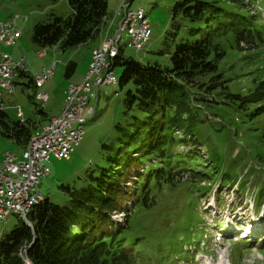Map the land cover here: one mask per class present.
I'll list each match as a JSON object with an SVG mask.
<instances>
[{"label":"rangeland","instance_id":"1","mask_svg":"<svg viewBox=\"0 0 264 264\" xmlns=\"http://www.w3.org/2000/svg\"><path fill=\"white\" fill-rule=\"evenodd\" d=\"M176 1L109 0L107 11L110 15H105L102 29H105L108 20L111 22L114 12L122 3L130 2L132 10L143 8L149 19V38L142 50L136 52L126 46L127 35L124 32L120 42L121 52L141 63L170 67V54L175 45L188 38V28L195 26L194 22L181 16L172 21L171 13ZM235 8L256 19L253 23L262 30L258 34L262 41L258 39L259 45L252 43L249 46L242 42L235 46L230 34L217 37L216 45L214 44L216 51L220 52L217 67L227 82L229 91L250 99L248 94L264 80V0H244L243 8ZM69 13L70 8L65 0H0V20L14 18L19 32L13 45L0 41V52H7L15 59L23 58L27 70L25 75L17 74L12 79L15 86L12 92L0 88L2 108L10 122L17 121V114L20 113V117L27 123L28 120H33L40 127L48 117L57 116L61 112L66 87L82 81L95 41L90 40L64 51L57 46L39 47L32 41L36 23L46 21L52 14L66 17ZM98 36L99 33L97 39ZM69 61L75 64L72 71L67 68ZM53 63V76L43 86L36 88L29 79L38 75L43 68H50ZM123 69L122 65H115L113 71L117 81L100 87L96 102L95 96L91 99L89 105L94 108V113L83 123V136L70 157L58 159L50 156L47 162L50 172L39 182L40 193L49 201L64 205L68 196L62 186L80 185L88 174L97 173V166L106 159V152L101 145L110 143L116 135L115 124L124 121L125 117L123 98L128 86L121 88L119 85ZM36 90L48 97L42 111L34 97ZM193 90L191 93L197 94ZM223 95H213L216 101L212 106L197 101L189 108L190 115L180 119V122L189 121V125L196 120H203L197 132L198 137L205 143V147L214 150L213 158L218 162L219 171L223 175L220 179L210 178V182L203 177H191L187 174L189 170L203 172L212 168L208 159H193L190 161L191 169L181 173L183 177L177 179L174 185L161 183L163 187L156 194L152 193L156 203L154 209L139 214L143 219L140 225L143 228L148 226V230L157 237L143 243L153 247L155 253L147 255L146 260H138L137 264H166V259L161 256L167 255V251H170V264H264V115L252 119L251 112L256 105L247 102L239 106L240 104L227 102L231 103L229 105L224 102ZM174 133L182 136V130H175ZM257 140L258 149L255 146ZM137 145V142H132L124 145L123 149L130 151ZM186 147L182 143L179 149ZM22 150L21 144L0 132V166L4 153L19 157ZM257 154L261 156L258 157ZM188 161L187 159L185 162ZM224 180L228 181L227 185H222ZM241 186L244 188L240 189ZM261 190L263 194L258 196ZM124 202L128 203V207ZM121 203L126 210L134 207L128 199L122 198ZM192 207L197 211L196 217ZM123 214L112 215L115 221L121 223V227L125 226ZM233 221L239 223L241 234L245 230L253 233L247 237L251 240L245 238L243 241H233L223 236L217 242L215 231L222 234L235 231L230 225ZM16 222L14 214L8 215L4 220L0 219V236L8 232ZM187 223L201 229L191 236L194 240L190 245H183L180 251H175L164 244H176L178 239H182ZM234 233L237 235L238 231ZM180 252L186 257L179 255Z\"/></svg>","mask_w":264,"mask_h":264},{"label":"trees","instance_id":"2","mask_svg":"<svg viewBox=\"0 0 264 264\" xmlns=\"http://www.w3.org/2000/svg\"><path fill=\"white\" fill-rule=\"evenodd\" d=\"M65 1L70 8L66 17L52 14L46 21L34 25L32 41L39 47L57 46L64 51L96 40L103 18L108 14L109 0ZM225 1L175 2L172 21L181 16L195 26L188 28V38L175 45L170 54V67L141 63L122 52L117 54L114 66L124 67L119 85L128 86L123 98L125 117L115 124L116 135L110 143L101 145L106 159L97 166L98 172L88 174L80 185L62 186L68 196L64 205L44 197L32 207L28 223L17 219L13 227L0 236V264H137L138 260H146L147 255L155 253L153 247L143 243L157 237L148 226L140 225L143 219L139 214L154 209L152 193L156 194L163 187L161 183L174 185L183 177L181 173L191 169L193 159H208L212 168L203 172L189 170L187 174L191 177H203L208 182L210 178H221L223 173L213 158L214 150L205 147L197 134L203 120L189 125V121L180 122V119L190 115L189 108L197 101L212 106L216 101L213 95L222 94L225 103L256 105L251 112L252 119L264 115V80L247 99L243 94L229 91L218 70L217 37L230 34L235 46L242 42L259 45L262 41L258 35L262 30L253 23L256 19L235 8H243L244 0ZM74 65L69 61L67 68L72 71ZM25 74L24 71L18 73ZM29 81L32 83V78ZM193 89L197 94L191 93ZM258 111L260 114H256ZM24 121L10 122L0 99V132L23 147L37 128L33 120ZM175 130H182V136L175 135ZM132 142L138 143L136 148L123 149ZM182 143L187 147L180 150ZM187 159L189 161L185 162ZM227 182L224 180L222 185ZM261 194L262 190L258 196ZM122 198L130 200L134 207L126 210ZM124 203L128 207V203ZM192 209L196 217L197 211ZM116 213H124L125 226L121 227V223L112 218ZM188 226L191 224L187 223L182 239L176 244H164L175 251L190 245L194 240L191 236L201 229ZM165 245L161 246L167 247ZM169 253L161 256L166 264L171 261ZM179 255L185 256L181 252Z\"/></svg>","mask_w":264,"mask_h":264},{"label":"built area","instance_id":"3","mask_svg":"<svg viewBox=\"0 0 264 264\" xmlns=\"http://www.w3.org/2000/svg\"><path fill=\"white\" fill-rule=\"evenodd\" d=\"M141 8V7H140ZM139 9V8H138ZM130 9L128 3H125L124 17H132V44L129 46L136 52H139V39H141V31L143 29V21H135L136 10ZM148 19V18H145ZM13 19L0 20V31H4V24H12ZM121 22L115 38H108L107 45L102 48H113L121 36ZM4 39L1 42L14 43L17 38ZM4 62L0 66V88L14 89L12 79L17 75V68H25L26 64L23 58L15 59L9 57V53L4 52ZM103 64L102 58H94L93 63L88 65L86 75L79 84H73L69 88H76V95L72 102L68 103V107L59 117L50 124L49 128L36 135V143L31 147L30 151L24 152L22 160H15V155L9 153V160H2L0 166V217L6 208H14L19 212V219L26 222L25 207L30 203H39L42 201V194L39 190L40 179L50 172L47 162L50 156L58 159H68L78 145L83 136V128H77V120L79 117H87V113H94L89 103L93 96L95 102L99 96V88L108 85V78L112 76L114 64L110 61V66H106V72L101 74V81L94 82V92H87L86 83L89 81V74L96 73V65ZM54 71V63L48 72H39L36 85L39 84L43 77H49ZM43 93V92H41ZM42 109L46 104H41ZM19 113L17 114V116ZM8 153V152H6Z\"/></svg>","mask_w":264,"mask_h":264},{"label":"bare ground","instance_id":"4","mask_svg":"<svg viewBox=\"0 0 264 264\" xmlns=\"http://www.w3.org/2000/svg\"><path fill=\"white\" fill-rule=\"evenodd\" d=\"M124 14H125V3H122L114 12V16L111 20V26H107V27H105V29H102L104 26V22H105L106 17L103 18V23L100 27V32H99L100 39H99L98 44L96 46H94L93 49L91 50V56H90V61H89L88 65H91L93 63L94 58H102V57H103V64H97L96 65V73L89 74V81H91V82L86 83L87 92H94V82L101 81V74L100 73L106 72V66H110V61L113 62V59L117 56V54L119 52H121L120 42L123 40L122 35L124 32L127 35L126 46L129 47L132 44V17H124ZM145 18H147V16L145 15L143 8H139L138 10H136L135 21H143V29L141 31V39H139V51L142 50V48L144 47V45L147 42L149 35H150L149 19H145ZM120 20H122V22H121V36L118 39V41L116 42V46L113 48V51H112V48H104V50H103L102 46L107 45L108 38H115L116 37L117 30L119 29ZM16 31H17V25L15 22H13L12 24H4V31H0V38H4V39L15 38V32ZM102 31H103V33H102ZM18 36H19V32H17V37ZM15 42H16V40H15ZM15 42L14 43L4 42V43L6 45H13V44H15ZM9 57H12V56L9 54ZM3 62H4V55H3V52H0V66L2 65ZM50 69H51V67L48 69L43 68L41 70V72H48V71H50ZM20 71L25 72V68H17V74ZM26 72H27V70H26ZM85 75H86V72H85L83 77H85ZM52 76H53V73L49 77H43L42 81L37 85L35 83V80H32V83L36 88H40ZM32 79H37V75L32 77ZM116 81H117V78H116V75L113 71L112 76L110 78H108V85L114 84ZM72 85L73 84H69L66 87V90L64 91V100H63V107L61 109V112L57 116H53V117L49 118L40 127H37L36 129H34L29 140L27 141V143L23 147L21 155L18 157L14 154L15 160H22L23 159L24 152L30 151L31 147H33L34 144L36 143V135L35 134L46 131L49 128L52 121L55 119V117H59L62 114V112L65 110V108L68 107V103L73 101L74 96L76 95V88H69L68 89V87L72 86ZM13 90L14 89H6L7 92H12ZM0 94H1V92H0ZM34 97L39 102L41 109H42L41 104H46V102L48 101L47 95L44 93H41L40 90H36V92L34 93ZM0 99H1V95H0ZM20 115L21 114L19 113L18 118H19L20 122L24 123L25 121H24V119H22L20 117ZM92 115H93V113H87V117H79L77 120V128H83V123L86 122L87 118L91 117ZM2 160H9V153H4ZM43 199H44V196H42V200ZM35 204H37V203H30L25 207V218H26L27 223H28L27 218H28L29 212L31 211L32 207ZM10 214H14L17 217V219H19V212H18V210L14 209V208H6L4 213L1 214L0 219L4 220Z\"/></svg>","mask_w":264,"mask_h":264},{"label":"crops","instance_id":"5","mask_svg":"<svg viewBox=\"0 0 264 264\" xmlns=\"http://www.w3.org/2000/svg\"><path fill=\"white\" fill-rule=\"evenodd\" d=\"M108 15H110V14L108 13ZM107 26H111V22H109V20L106 22V27H107ZM102 33H103V31H102ZM99 39H100V37L98 36V39L96 38V40H95L96 45L98 44ZM96 45H95V46H96ZM0 95H1V94H0ZM54 116H55V115H54ZM51 117H53V115L50 116V117H48V118L46 119V121H47L49 118H51ZM35 125L37 126V123H35Z\"/></svg>","mask_w":264,"mask_h":264}]
</instances>
